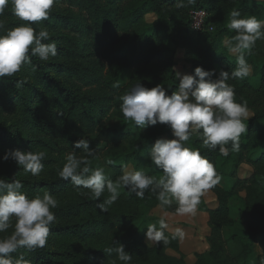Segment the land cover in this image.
<instances>
[{"label": "rangeland", "instance_id": "374dc122", "mask_svg": "<svg viewBox=\"0 0 264 264\" xmlns=\"http://www.w3.org/2000/svg\"><path fill=\"white\" fill-rule=\"evenodd\" d=\"M88 1L58 0L47 20L32 25L37 31L41 28L49 31L50 40L45 43L55 41L57 55L48 61L32 57L31 65H25L20 72L7 77L14 79L16 84L18 80L26 82L22 86L17 85L21 95L16 106L3 104L0 100V127H9L13 136L20 139L19 146L15 149L46 152L43 161L45 168L40 175L33 176L31 173H26L15 161L0 159V178L6 180L15 178L27 183L60 179L58 173L66 157L58 153L61 146L56 145L62 134L61 123L58 120L52 121L46 110L42 109V104L43 100H47L50 105L57 101V115L63 116L68 107V100L65 96L53 92L48 79L53 78L70 89L79 91L82 95L86 94L95 98L100 95V91L93 85L81 86L75 79V74L79 72L89 78L94 74L104 73L105 75L108 71V65L92 45ZM142 1L144 0H97L99 7L108 15V24L116 42V53L119 56L127 55L129 44L135 34L144 29L149 42V51L156 55L149 62L138 64L134 70L139 72L144 82L154 87L161 84V81L168 76L172 66L175 72L174 92L179 84L177 73L194 74L196 67H202L205 70L215 69L218 76L221 69L230 72L236 66V56L228 51L226 43L231 40L230 38L224 40L226 56L214 58L207 54L204 50L206 42L204 39L208 33L197 34L193 31L192 12L205 4V8L201 10L206 11L208 24L214 26L216 30L220 25L228 23L233 10H238L241 17L254 15L264 20V0H191V2L183 0V7H177L179 0H155L167 19L168 35L175 39L174 43H168L155 27L159 19L153 11L144 14L132 30L123 29L122 22L126 11ZM0 19L5 21L6 29L23 23L12 14L10 5ZM230 34L235 35L233 31H230ZM245 59L252 66L251 75L244 79H230L228 83L235 89L237 102H247L250 120L264 115V40H258L251 54H246ZM32 65L36 66L35 71L32 70ZM3 87L4 82L1 81L0 95ZM25 108H28L27 112L24 111ZM130 123L133 122L116 116H109L103 121V125L121 133L132 130L138 136L142 134L157 138H173L172 130H169L166 125L143 132L138 126L135 124L132 126ZM257 131L262 134L257 135ZM252 137H255L253 138L255 151L260 152L261 147L264 146V120L256 124ZM188 143L199 149H207L203 145L202 137L195 132ZM5 151L7 150L0 149V157ZM222 162L223 159H219L218 166ZM103 165V159H97L96 166L103 167ZM129 168L133 169V167ZM253 173L254 169L244 163L238 178L248 180ZM237 182V179L222 178L218 185L227 191L235 189L238 196L230 199L229 206L233 209H244V199L248 191L241 186L236 187ZM44 191L49 190L39 187L36 194L43 195ZM51 193L58 199L59 205L53 210L56 219L50 225L46 246L34 251L20 248L15 254H23L26 259L31 260V264H113L102 259L104 216L98 207L93 206V202L97 200L91 196L90 192L76 191L67 185ZM204 200L210 209L215 210L218 207L213 192L206 193ZM258 212L264 217V191L259 199ZM150 216L165 218L169 225L166 230L170 234L176 227L183 229L186 233L185 239L179 240L178 251L169 250L168 255L175 258L183 257L187 264H195L197 255L209 252L208 240L211 233L209 213L198 211L195 217L179 216L173 212H166L162 207H157ZM233 220L234 225L223 230L222 239L228 240L237 235L243 237L244 242L249 243L247 225L239 222L237 216H234ZM14 223L13 221V226ZM12 231L13 228H9L7 232L0 233V238L10 235ZM146 242L149 246L158 243H149L147 240ZM262 257H264V237H260L252 245L248 264H259ZM115 264H122V262L116 260Z\"/></svg>", "mask_w": 264, "mask_h": 264}, {"label": "clouds", "instance_id": "9594fccd", "mask_svg": "<svg viewBox=\"0 0 264 264\" xmlns=\"http://www.w3.org/2000/svg\"><path fill=\"white\" fill-rule=\"evenodd\" d=\"M56 3L58 0H0V17L10 5L12 14L23 22L6 29L5 21L0 19V32L3 33L0 34V78L12 77L25 65H31L32 57L41 61L56 57L55 41L45 43L50 40L49 31L46 28L37 31L32 26L47 20ZM183 6V0H179L177 7ZM230 16L227 27L235 35L226 43L228 51L236 56L233 70L221 69L216 76L215 69L196 67L194 74L177 73L179 84L171 95L163 84L148 88L137 82L120 97L123 117L138 128L145 129L160 123L172 130V139L157 138L149 152L150 160L161 175H148L142 169L122 165V174L113 180L104 167L90 166L89 157H93L95 151L90 148V141L81 137L74 142L73 151L66 155L59 177L70 181L77 189L89 190L97 201L107 192V199L97 204L104 212L125 189L129 195L134 194L139 199H144L145 193L151 192L161 207L175 204L176 215L195 217L202 197L215 188L222 177L200 149L189 145L192 134L195 132L202 137L205 148L215 150L219 147L220 153L227 156L229 144L231 151L240 150V138L247 133L246 121L251 118L247 102H237L235 89L228 81L251 75L252 66L245 56L251 54L258 40H264V20L254 15L241 17L238 10H233ZM35 67L32 65L33 71ZM25 82L18 80L17 85L22 86ZM114 87H119V83ZM76 149L83 150L84 155H77ZM45 157L44 151L12 149L5 151L0 159H11L26 173L38 176L45 168ZM114 163L106 161L107 165ZM22 188L23 184L18 179L7 181L0 178V233L13 228L10 235L0 238V264H31L23 254L14 257L12 253L20 248L29 251L44 248L50 225L56 219L53 210L59 201L50 191L30 197L21 191ZM168 227L163 217L149 224L146 240L168 244L170 240L185 239L186 233L179 227L172 231L170 237L165 235ZM104 252L109 255L115 253L122 264H130L132 260V255L122 244H112Z\"/></svg>", "mask_w": 264, "mask_h": 264}, {"label": "trees", "instance_id": "16d2710c", "mask_svg": "<svg viewBox=\"0 0 264 264\" xmlns=\"http://www.w3.org/2000/svg\"><path fill=\"white\" fill-rule=\"evenodd\" d=\"M204 6L205 4L197 8V10L205 8ZM149 11L155 12L158 16L159 20L155 24L157 30L165 37L168 43H174L175 39L168 35L167 19L155 0H144L128 9L123 17V29L125 31L132 30L138 25L142 16ZM88 12L91 19L90 35L92 45L108 65V71L105 75L104 73L94 74L89 78L79 72L75 74V79L81 86L93 85L100 91V95L95 98L86 94L82 95L79 91L76 92L53 78L48 79L53 92L65 96L68 100V107L63 116L57 115V101L55 104L50 105L47 100H43L42 104V109L46 110L48 117L52 121L58 120L61 123L62 134L60 141L56 144L61 146L58 153L65 157V155L73 151L74 142L84 137L90 141V148L95 151L94 156L89 157L90 166L96 168L97 159H103V167L111 179L115 180L122 174V165L133 167L135 170L142 169L148 175L159 176L162 174L161 171L149 158L150 149L157 137L142 134L138 136L132 130L121 133L116 129L103 125V121L109 116L123 118L120 111V104L122 103L120 97L134 84L140 82L145 87L152 88L141 79L139 72L134 70V68L138 64L149 62L156 54L149 51V42L145 35L146 31L143 29L137 32L130 42L127 55L119 56L116 53V42L108 24V15L99 7L97 0L88 1ZM227 24L220 25L217 30L212 26L213 31L207 29L200 33L196 32L197 34L208 33L204 39L206 41L204 50L209 56L214 58L226 56L224 40L232 38L231 30L228 29ZM0 34L3 33L0 32ZM174 79L175 72L171 66L168 76L161 81V84L168 89L169 95L175 90ZM1 81L4 82L0 95L1 102L6 105L16 106L21 93L17 89L15 80L3 77L0 78ZM117 82L119 87H114ZM24 111L27 112L28 108H25ZM261 120H264V115L256 116L246 121L248 130L240 138V150L238 152L231 151L230 144L228 145L229 154L227 156L220 153L219 147L215 150L200 149L201 154L214 164L222 178L237 179L236 187L241 186L242 189L248 192L244 199V209H233L229 206L230 199L238 196L235 189L227 191L217 185L210 190L218 202V207L215 210L210 209L204 197H202L198 211L211 215V233L208 240L210 250L197 255L195 264H248L252 245L260 237H264V217L258 212L259 199L264 191V146L261 147L260 152L255 151L253 143V138L255 137H252V131ZM130 125L133 126L134 122L130 123ZM162 125L157 123L155 126H148L142 130L143 132H148ZM168 129L171 130L169 127ZM257 132V135L262 134L260 131ZM19 141L20 139L13 136L9 127H0L1 150L17 148ZM190 146L196 148L192 145ZM76 152L79 156L84 155L83 150L76 149ZM221 158L223 162L218 166L217 162ZM107 160L115 161V163L107 165ZM244 163L251 166L254 169V173L248 180H239V172ZM22 184L23 188L21 191L30 197L36 195L39 187L46 188L50 192H56L61 186L67 185L76 191L90 192L87 189H77L70 181H65L61 178L42 182H22ZM108 195L105 192L99 201L93 202V206L97 207V204L107 199ZM157 207H161L160 203L151 192H146L145 198L139 199L134 194L129 195L127 190L122 189L118 200L108 206L106 212L100 209L104 216L102 259L109 263L118 260L115 253L109 255L104 252L107 247L118 243L124 245L125 251L132 255L130 264H187L183 257L175 258L168 255L169 250L178 251L179 240H170L168 244L158 242L154 246L147 244L145 237L147 226L159 220V218L150 216L151 212ZM162 208L166 212L175 213L176 205L173 204L171 207ZM234 216H237L239 222L247 225L249 243L244 242L243 237L237 235L232 236L228 240L222 239L223 230L234 225ZM165 235L171 236L167 230H165ZM20 254L12 253L14 257H18ZM261 260H264V257L260 259L259 264H261Z\"/></svg>", "mask_w": 264, "mask_h": 264}, {"label": "built area", "instance_id": "2783aa9c", "mask_svg": "<svg viewBox=\"0 0 264 264\" xmlns=\"http://www.w3.org/2000/svg\"><path fill=\"white\" fill-rule=\"evenodd\" d=\"M207 13L204 10H197L192 12L191 28L193 31L200 33L205 30L213 31V27L208 24Z\"/></svg>", "mask_w": 264, "mask_h": 264}]
</instances>
